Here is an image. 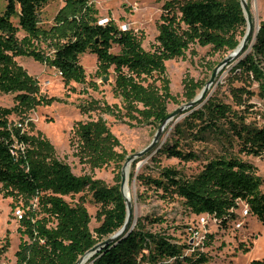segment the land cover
<instances>
[{"label": "trees", "instance_id": "trees-1", "mask_svg": "<svg viewBox=\"0 0 264 264\" xmlns=\"http://www.w3.org/2000/svg\"><path fill=\"white\" fill-rule=\"evenodd\" d=\"M47 2L6 0L0 12V92L15 93L17 102L12 107H0V194L23 200L26 208L18 221L16 264H75L92 246L122 227L127 210L120 175L112 186L89 175L76 176L70 165L57 157L46 137L40 132L31 135L23 128L25 112L48 105L53 98L40 94L37 79L18 65L15 57H31L55 68L66 86L86 82L79 56L92 53L97 59L96 76L103 79L112 68L111 90L119 103L90 99L81 110L109 114L130 126L159 127L169 115L168 101L175 99L170 93L165 61L182 57L193 44L232 51L246 30L240 0H165L155 42L144 49L141 37L131 29L119 28L111 18L98 24L91 0H64L53 25L42 29L39 10ZM258 26L253 43L250 40L235 58L234 79L242 84L229 88L231 101L211 95L200 107L186 110L188 113L175 123L171 139L158 154L183 162L199 161L202 157L193 143L210 140L219 145V150L205 156L200 169L191 175L162 166L156 175L141 173L135 177L140 186L154 189L163 201L181 200L190 213L211 216L222 226L236 218L239 203L264 222V178L252 163L240 157V153L264 156V112H257L261 125L247 121L254 107L250 98L257 95L264 99V19ZM19 31L24 34L21 38ZM42 41L48 43L51 54L38 48ZM114 44L120 48L118 53L110 51ZM253 83L256 91L250 88ZM87 84L97 88L91 80ZM202 86L185 79L186 100L191 101ZM12 113L21 115L18 122L9 120ZM74 135L76 155L91 168L111 162L120 168L124 163L125 153L117 150L120 142L101 115L77 122ZM83 191H88L98 205L100 224L93 231L84 203L71 205L64 199ZM145 220L161 223L163 218ZM128 229L113 243L99 248L86 264H203L208 260L204 252L176 242L167 232L146 229L141 218L134 223L133 214ZM249 264H264V257Z\"/></svg>", "mask_w": 264, "mask_h": 264}, {"label": "rangeland", "instance_id": "rangeland-1", "mask_svg": "<svg viewBox=\"0 0 264 264\" xmlns=\"http://www.w3.org/2000/svg\"><path fill=\"white\" fill-rule=\"evenodd\" d=\"M165 0H91L92 6L97 10L98 19L111 18L122 29H131L142 39V47L150 49L155 42L158 33L157 25L162 12L161 5ZM252 19L253 32L257 29L260 20L264 19V0H246ZM6 0H0V12L3 11ZM64 0H48L39 10V26L49 29L54 23V17L63 6ZM17 24V18L12 19ZM23 32H18V37H23ZM38 48L46 54H51L47 42L38 43ZM112 53L120 51L119 46L113 45ZM232 51L213 50L210 46L193 44L182 57L172 58L165 61V73L169 80L170 93L175 97L168 101V113L184 106L189 101L184 96V80L193 79L194 82L202 84V88L209 81L215 70L212 83L204 98L216 96L219 99L231 101L229 88L239 86L242 83L234 79V70L237 59L225 61ZM15 61L22 66L39 83L40 94L45 98H53L48 105H38L25 112L24 129L27 133L35 135L40 132L54 146L57 157L70 165L76 176L89 175L100 180L106 186L117 183L120 168L114 162L102 167L91 168L88 163L82 161L77 152V141L74 135V127L77 122L95 120L99 115L105 119L110 131L117 137L120 146L126 156L135 154L149 145L157 126L143 124L130 126L125 121L117 119L112 115L90 111L85 113L81 105L90 99L106 101L108 104L119 103L112 94L114 74L112 68L103 80L95 75L97 68L96 56L85 52L79 56V62L86 74L85 83L70 82L64 85L58 71L47 65L35 61L31 57L17 56ZM97 84L93 89L87 84L89 81ZM201 88V89H202ZM251 89L257 90L253 83ZM200 92V91H199ZM198 92V94H199ZM254 104L253 111L248 114L247 121L261 125L257 112H264V99L254 95L249 100ZM15 93L0 92V107H12L16 104ZM201 106V105H200ZM198 106V107H200ZM186 107L170 118L164 125L155 146L140 157L133 158L125 169L126 194H129L133 222L142 219L144 227L151 231H163L174 236L176 242L189 244L197 251L204 252L208 258L203 264H249L252 259L264 257V222L257 220L246 211V206L239 203L236 218L225 226H222L211 216L206 214L195 215L185 209L181 200L163 201L155 193L154 189H146L138 184L136 175L144 173L156 175L159 167L171 166L181 170L186 175L196 173L201 166L205 156H211L219 150L215 141L206 143H193V148L199 151L202 159L193 162H183L175 158H168L164 154H158V149L171 139L172 129L175 123L182 120L188 113ZM18 113H12L9 120L12 123L20 119ZM31 123V124H30ZM240 157L252 163L257 173L264 178V156L254 157L240 153ZM133 169V176L131 170ZM121 181V179H120ZM119 181V183H120ZM264 190V186L262 187ZM142 195L140 196V194ZM64 199L71 205L79 201L84 203L90 216L89 228L91 231L100 222L96 214L98 205L93 201L88 191H83L74 196L66 195ZM36 203V200L32 201ZM20 207L24 211L23 200L14 201L12 197H3L0 194V264H16L15 251L18 248L20 234L16 220L15 210ZM33 204L32 208H35ZM162 217L161 223L146 222L145 218ZM112 236L109 235L102 240ZM185 252H190L186 250ZM89 257L87 258V260ZM85 260L82 264H86ZM170 264V263H169Z\"/></svg>", "mask_w": 264, "mask_h": 264}, {"label": "water", "instance_id": "water-1", "mask_svg": "<svg viewBox=\"0 0 264 264\" xmlns=\"http://www.w3.org/2000/svg\"><path fill=\"white\" fill-rule=\"evenodd\" d=\"M240 4L246 19V30L245 33L241 39V41L239 42V44L237 45V47L235 49L232 50V52L225 58V61H230L233 58H236L237 56L240 55V53L242 52V50L244 49V47L246 46V44L250 41V43L252 44L253 41L255 40V35L258 31L259 26L257 27V29L255 30L254 34H253V29H252V19H251V14L248 8V4L246 2V0H240ZM214 73L215 70L213 71L209 81L204 85V87L200 90L199 94H197L191 101H189L188 103H186L184 106L174 110L173 112L169 113V115L167 116V118L165 120H163V122L159 125V127L157 128L155 135L153 136V139L151 140V142L149 143L148 146H146L143 150L135 153V154H131L129 156H126V159L122 165V171H121V181H120V189L124 194L125 197V204H126V210H127V215L125 218V222L122 225V227L120 229H118L115 233L112 234V236L106 238L105 240H102L101 242L95 244L94 246H92L88 251H86L82 256H80L78 258V260L76 261L75 264H82L84 262V256L89 255L92 256L99 248H101L104 245H108L113 243L114 241H116V239L124 234L126 231L127 233L130 231V229H128L129 224L131 222V218H132V208H131V203H130V198H129V194H126L125 188H126V183H125V169L127 168L129 162L135 158V157H140L143 154L147 153L149 150H151L160 134L161 131L164 127V125L166 124V122L176 116L180 110L188 107V108H197L198 106L202 105L204 103V101L206 100V98H204L207 90L209 89L210 84L212 83L213 77H214ZM106 78L104 77L103 80H105ZM128 229V230H127Z\"/></svg>", "mask_w": 264, "mask_h": 264}, {"label": "built area", "instance_id": "built-area-1", "mask_svg": "<svg viewBox=\"0 0 264 264\" xmlns=\"http://www.w3.org/2000/svg\"><path fill=\"white\" fill-rule=\"evenodd\" d=\"M107 21H108V18H106V19L101 18V19H98L97 23L103 25V24H105ZM121 29H122V28H121ZM57 71H58V70H57ZM58 74L61 75V72L58 71ZM18 126H21V124H18ZM14 213H15L16 220H17V221H19V220L23 217V214H24V213H23V209L20 208V207H18V208L15 210Z\"/></svg>", "mask_w": 264, "mask_h": 264}, {"label": "bare ground", "instance_id": "bare-ground-1", "mask_svg": "<svg viewBox=\"0 0 264 264\" xmlns=\"http://www.w3.org/2000/svg\"><path fill=\"white\" fill-rule=\"evenodd\" d=\"M125 191H127L126 188H125ZM88 257L89 255L84 256V261L87 260Z\"/></svg>", "mask_w": 264, "mask_h": 264}]
</instances>
